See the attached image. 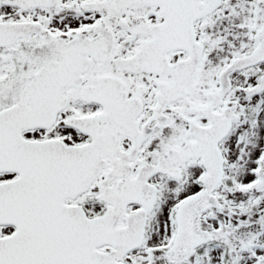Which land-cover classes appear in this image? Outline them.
I'll list each match as a JSON object with an SVG mask.
<instances>
[{"label": "snow or ice", "instance_id": "6c2138e0", "mask_svg": "<svg viewBox=\"0 0 264 264\" xmlns=\"http://www.w3.org/2000/svg\"><path fill=\"white\" fill-rule=\"evenodd\" d=\"M0 264H264V0H0Z\"/></svg>", "mask_w": 264, "mask_h": 264}]
</instances>
